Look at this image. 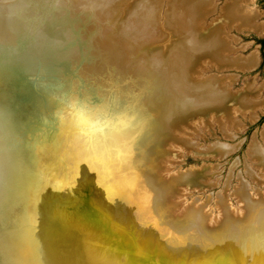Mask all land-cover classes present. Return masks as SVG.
Returning <instances> with one entry per match:
<instances>
[{
	"label": "bare ground",
	"instance_id": "1",
	"mask_svg": "<svg viewBox=\"0 0 264 264\" xmlns=\"http://www.w3.org/2000/svg\"><path fill=\"white\" fill-rule=\"evenodd\" d=\"M12 1L0 0V17ZM168 1L161 22L163 0H121L100 96L72 104L38 82L43 60L0 25V264H264V193L242 182L236 209L225 199L217 214L185 206L182 195L210 175L174 172L172 155L193 147L194 123L220 117L226 132L240 105H260L254 88L227 98L226 78L202 76L205 57L256 66V55L230 57L227 28L260 30L257 12L232 0L207 25L214 0ZM262 148L254 142L250 156L264 183Z\"/></svg>",
	"mask_w": 264,
	"mask_h": 264
},
{
	"label": "rangeland",
	"instance_id": "2",
	"mask_svg": "<svg viewBox=\"0 0 264 264\" xmlns=\"http://www.w3.org/2000/svg\"><path fill=\"white\" fill-rule=\"evenodd\" d=\"M56 1L13 0L9 3L5 15L0 17V25H3L4 21L9 24L7 28L13 37L22 42L24 51L43 60L39 64L45 71L41 72L39 83L58 87L63 92L59 96L62 97L63 94L69 104L74 103L77 96L85 99L100 96L97 90L102 84V72L107 64L109 66L108 54L113 52L110 31L116 28L114 23L122 8V2L91 0L94 2L92 8L80 13L79 5L85 0L77 3L60 0L61 5ZM214 1L215 9L205 19L207 25L223 16L221 11L226 3L232 4V0ZM242 1L257 12L256 23L261 29L247 26H238L240 30L235 27L227 28L232 43L230 57L247 58L256 55L258 63L248 69L217 68L209 65L211 60L205 57L209 61L202 76L226 78L223 80L226 81L224 87L228 89L227 98L233 93L239 94L250 87L254 88L259 92L260 105L255 106L257 109L240 105L242 112L237 115V121L231 119L232 115H228L230 129L226 132L222 128V122L218 121L220 117L194 123L195 130L192 131L193 136L191 135L193 147L185 150L178 148V151L172 154L176 156L179 153L173 166L174 172L196 174L208 170L210 184L202 189H188L186 195H182V201L185 206L196 201L205 205L206 211L212 214L218 213L217 207L223 199L232 209L239 207L234 194L242 182L248 185L251 194L264 193V183L259 179L261 172L250 156L254 142L264 150V0ZM139 5L138 3L134 9H139ZM168 5L169 1L163 0L159 12L161 22L165 21ZM75 9H78L80 16H75ZM133 17L134 14L128 20ZM136 17L137 22L143 21L141 16ZM7 28L0 29L2 38H9ZM90 29L93 30L90 32ZM253 111L256 112V117H252ZM232 114L234 115V112ZM218 144L228 149L225 155L215 156L208 151Z\"/></svg>",
	"mask_w": 264,
	"mask_h": 264
},
{
	"label": "water",
	"instance_id": "3",
	"mask_svg": "<svg viewBox=\"0 0 264 264\" xmlns=\"http://www.w3.org/2000/svg\"><path fill=\"white\" fill-rule=\"evenodd\" d=\"M212 109H214V107H211Z\"/></svg>",
	"mask_w": 264,
	"mask_h": 264
}]
</instances>
